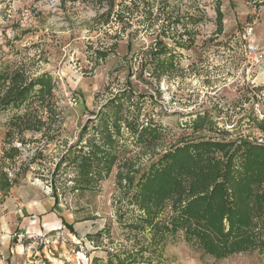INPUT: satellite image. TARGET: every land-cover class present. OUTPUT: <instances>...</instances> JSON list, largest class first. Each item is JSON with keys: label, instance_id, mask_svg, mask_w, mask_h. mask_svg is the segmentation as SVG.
<instances>
[{"label": "rangeland", "instance_id": "rangeland-1", "mask_svg": "<svg viewBox=\"0 0 264 264\" xmlns=\"http://www.w3.org/2000/svg\"><path fill=\"white\" fill-rule=\"evenodd\" d=\"M165 3L183 17L188 28L183 39L190 36L193 44L188 49L177 48L179 70L157 80L149 74L147 57L136 54L154 45L157 31L138 28L135 18L123 30L120 23H105L98 17L104 6L92 0H0V66L16 60L52 73L63 109L59 141L29 143L14 161L4 164L10 177L21 173L8 191L0 190V204L11 199L4 212L17 208V198L12 205L14 195L20 199L49 195L54 205H60L73 218L70 227L63 224L65 229H51L46 234L29 236L31 233L24 229H13L10 239L29 250V254L19 253L26 259L41 264H91L93 257L106 260L107 251L128 245L113 205L115 167L97 191H70L69 175L64 180L52 179L57 163L76 143L84 123L120 89L130 87L146 97L149 113L167 128L168 140L217 137L207 130L193 133L183 127L196 114L205 112L218 126L236 129V135L264 141V132L248 123L253 115L264 118V0ZM217 5L223 13L220 31L215 22ZM178 27L183 30L182 24ZM165 41L173 47L170 39ZM110 48L99 64L90 58L94 50ZM4 120L0 116V157ZM31 136L26 133V137ZM233 137L235 134L229 138ZM36 148L43 156L32 159ZM146 161L142 158L144 165ZM52 187L56 189V203ZM104 227L108 232L103 233L100 243L87 237ZM0 260L5 264L24 263L7 261L1 252ZM140 264H264V258L253 251L215 259L177 236L165 246L159 262Z\"/></svg>", "mask_w": 264, "mask_h": 264}, {"label": "trees", "instance_id": "trees-1", "mask_svg": "<svg viewBox=\"0 0 264 264\" xmlns=\"http://www.w3.org/2000/svg\"><path fill=\"white\" fill-rule=\"evenodd\" d=\"M92 1L104 6L98 17L105 23H120L125 30L135 18L138 28L157 31L154 45L136 53L147 57L151 76L159 80L179 70L176 49H188L193 39H183L188 28L167 0ZM215 11L220 31L223 13L219 5ZM109 50L96 49L90 58L99 64ZM56 91L57 79L49 71L16 60L1 64L0 116L5 120L0 190L8 191L21 175L17 171L10 177L4 164L14 161L22 147L59 141L63 109ZM146 104V97L130 87L113 93L81 127L78 140L67 148L52 176L55 181L69 175L72 192L97 191L116 168L113 205L129 243L107 251L106 260L93 257L91 264L157 263L177 236L215 259L253 251L264 258V141L236 135V129L218 126L205 112L183 127L217 137L168 140L167 128L152 117ZM249 120L264 132V118L253 115ZM39 156L43 155L36 148L32 159ZM55 190L52 187L56 203ZM105 231L108 228L87 237L98 244Z\"/></svg>", "mask_w": 264, "mask_h": 264}, {"label": "crops", "instance_id": "crops-1", "mask_svg": "<svg viewBox=\"0 0 264 264\" xmlns=\"http://www.w3.org/2000/svg\"><path fill=\"white\" fill-rule=\"evenodd\" d=\"M16 198L18 199L17 208H13L9 212H4L3 209L8 206L9 203L11 204L10 198L0 204L2 208L0 213V252L6 255L7 261L11 260V262H14V260L17 259L20 263L23 261V264H41L37 260L33 261L29 258L26 259L25 256L20 255L21 252L25 255V251L29 254V250L24 249L25 246L21 244L15 243L14 241L12 242L9 236L10 232L15 228H21L31 233L29 236L37 232L46 234L51 229L59 227L65 229L63 222L71 223L73 218H71L69 213L63 212V209L59 208L60 205H54V200L49 195L39 199H20L19 196L14 195L12 205ZM64 229H62L63 233ZM17 260L15 262H17ZM0 264L5 263L0 260Z\"/></svg>", "mask_w": 264, "mask_h": 264}, {"label": "built area", "instance_id": "built-area-1", "mask_svg": "<svg viewBox=\"0 0 264 264\" xmlns=\"http://www.w3.org/2000/svg\"><path fill=\"white\" fill-rule=\"evenodd\" d=\"M85 257V256H84Z\"/></svg>", "mask_w": 264, "mask_h": 264}]
</instances>
